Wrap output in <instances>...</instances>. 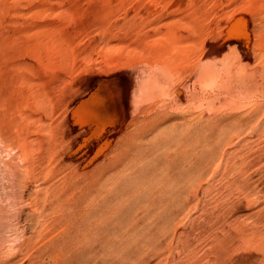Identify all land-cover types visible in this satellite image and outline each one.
I'll return each mask as SVG.
<instances>
[{
    "label": "rangeland",
    "instance_id": "374dc122",
    "mask_svg": "<svg viewBox=\"0 0 264 264\" xmlns=\"http://www.w3.org/2000/svg\"><path fill=\"white\" fill-rule=\"evenodd\" d=\"M263 12L264 0H0L9 75L44 77L55 86L49 116L62 137L56 161L78 166L80 173L92 170L131 120L173 102V96L141 89L151 77H172L171 88L181 84L186 135L202 121L203 145L201 179L197 190H186L179 222L164 225L158 238L125 233L123 208L89 238L85 262L78 254L82 259L75 256L72 263L52 260L48 240L33 236L39 226L27 201L16 202L18 159L3 154L0 264H264Z\"/></svg>",
    "mask_w": 264,
    "mask_h": 264
},
{
    "label": "bare ground",
    "instance_id": "6f19581e",
    "mask_svg": "<svg viewBox=\"0 0 264 264\" xmlns=\"http://www.w3.org/2000/svg\"><path fill=\"white\" fill-rule=\"evenodd\" d=\"M262 16L264 18V12ZM241 20L242 18H239V21ZM21 43L22 41H14L12 45L17 47ZM9 45L7 41L0 40V162L5 163L1 157L3 154H8L10 159H16V161L18 159V162L15 161V173L13 174L15 181H17L16 184L19 185V194L17 195L19 200L16 201L15 199V201H21V203L27 201L26 205L30 209L27 213H33L35 219L30 215L33 221L35 220L34 224L37 223L36 226H39L33 236H36L38 240L44 238L48 240L49 257L54 261L71 258V262L73 257L75 258L80 254L85 262L86 255L89 256L87 254L89 238L102 233L104 231H102L103 222L123 208L127 209L125 212L127 213L125 219L127 232L124 231L125 233L144 235L148 233L149 236H156L166 231L164 225L181 220L182 210L186 208L184 207L187 202L186 190H189V187L197 190L198 180L202 174L199 163L203 160L200 159L203 145L201 129L198 124L202 121H197L198 123L196 122L191 126L189 132H192V135L190 137L186 135L187 122L183 114L184 110L182 111L183 92L181 84H176L177 86L171 88L172 77H151V82L147 81L148 84H143L141 89L146 86L159 98L173 96V102H166L165 100L162 110L151 111L150 109L147 114L141 115L143 118L131 120L123 134H119L121 136L118 138V135L116 141L113 140L115 143L110 149L108 148L102 160L92 170L80 173L77 170L78 166L72 167L69 165L71 163L67 164L68 162L55 160L58 157L55 155L56 149L59 147L62 138H60L61 133L58 132L57 120L54 121L49 116L50 111H52L50 107L56 90L55 86L51 85L53 84L50 83L51 80L44 77H23L22 74H19L22 72L20 64L13 66L15 70L19 71L17 74L20 77H15L13 73L10 76L9 63L12 61L6 58L5 52ZM47 46L44 47L47 48ZM188 48L191 47L188 45ZM188 57L186 58L188 59ZM49 61L51 62V60ZM205 65H207V61ZM253 66L255 65L251 67ZM261 66L258 69H261ZM213 72L215 71L212 70ZM177 80L181 81L182 79L177 78ZM145 99L150 100L147 97ZM192 110L195 109L192 108ZM184 112L187 113L186 110ZM203 118L205 117L201 119ZM208 123L211 122L208 121ZM219 134L222 135V133ZM189 140L191 142H188ZM104 144L105 142L99 150ZM209 145L207 146L209 147ZM207 155L209 154H206V157ZM199 160L201 161L199 162ZM202 163L204 164V162ZM25 206L22 205V209ZM17 211V216H19L20 210ZM91 216L95 220L89 219ZM26 218L30 219L28 216ZM119 223L120 221H118ZM121 225L122 223L118 226ZM155 226H158L157 229ZM153 228L156 230L153 231ZM59 241H66V244L61 245ZM91 242L93 243V241Z\"/></svg>",
    "mask_w": 264,
    "mask_h": 264
}]
</instances>
